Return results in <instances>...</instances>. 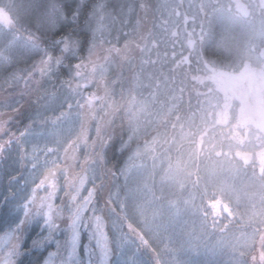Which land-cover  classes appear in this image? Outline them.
I'll return each instance as SVG.
<instances>
[{"label":"rangeland","instance_id":"rangeland-1","mask_svg":"<svg viewBox=\"0 0 264 264\" xmlns=\"http://www.w3.org/2000/svg\"><path fill=\"white\" fill-rule=\"evenodd\" d=\"M211 3L230 13L220 17L224 28L214 46L220 49L216 54L229 59L235 56L237 63H242L239 72L228 77L232 82L230 89L236 92V103L239 104L229 112L228 118L223 113L224 108L218 109V127L227 131L224 138H229L231 132L238 129V139L245 144H240L243 155L245 151L258 152L264 146V21L256 19L263 18L264 0H211ZM0 8L6 11V14L0 11V28L11 25V33L16 37L0 30V91L10 88L5 98L23 99L35 95L33 101H38L35 126L22 132L18 140L22 158L9 137L12 131L6 128L10 120L4 117V112L8 107L0 106V140L6 136L10 138V141H0V157L4 156V151L7 155L15 152V161L23 172L15 197H24V205L31 201L32 188L44 172H47L45 176L53 174L54 177L53 186L42 187L48 198L39 211L31 214L28 208L12 210L14 219L2 223L5 231L0 235V264H13L14 254L18 253L22 241L29 238L32 228L38 235L35 247L52 246L40 264H152V260L154 264H244L243 257L250 256L252 251L250 263L264 264V203L253 204L250 198L252 184L236 171V163L226 160L207 159L204 163L202 158L195 168L189 154L186 158L182 152L177 153L173 161L160 160L134 168L125 182L127 187L137 188V195L136 199L128 200L135 209L133 211L143 214L145 223L141 226L148 229L151 236L132 228L134 225L124 208L125 200L119 192L120 184L115 181L107 195L110 208L103 214L100 211L95 214L96 188L104 189L107 183L99 171L103 164L97 148L102 137L100 128L117 119L122 123L129 120L132 128L137 126L136 112L144 105L139 102L144 96L133 97L125 105L123 99L127 93L122 90L123 83H107L108 56L103 59L96 56L93 65L82 62L85 50L76 54L75 70L69 74L70 79L64 80L67 86L63 95L62 82H57L51 71L52 68L65 69V59H54L52 66L44 53L32 50L36 58L26 65L31 48L17 36V31L29 30V27L32 36L41 32L48 35L52 27L58 28L54 14L58 5L54 0H0ZM192 13L197 14V9ZM46 61L44 67L39 65ZM4 74L6 78L1 77ZM60 80L63 81L62 77ZM226 81L221 77L218 79L220 85H227ZM39 85L43 88L56 86V93L49 95L50 89L43 92ZM15 101L10 102L11 108L16 106ZM186 121L187 130L180 129L178 146L189 145L190 137L194 135L189 129L199 127L193 118ZM208 134V140L190 149L197 159L199 152L202 154L199 157L221 155L219 148L214 147L215 132ZM229 139H237L236 134ZM157 141L158 136L150 144ZM255 142L259 143L258 147L253 144ZM150 144L145 143L131 152L121 175L124 170H131L136 161L141 163L148 157ZM174 147L175 143L170 149ZM224 151L232 152L231 148ZM64 174L68 177L61 182ZM191 174L196 175L192 180ZM90 185L94 186L90 188ZM45 189L49 190L48 194ZM57 189L61 190V197L54 203ZM15 197L10 200L12 205L18 200ZM205 201L207 205L203 203ZM199 205L207 212L204 224ZM233 222L237 228L232 227ZM206 225L210 226L209 234ZM238 225L244 236H239V232L238 237L233 234L238 231ZM124 228H127L126 232ZM134 236L145 241L141 244L143 247L136 244L138 240ZM164 253L167 254L165 260Z\"/></svg>","mask_w":264,"mask_h":264},{"label":"trees","instance_id":"trees-1","mask_svg":"<svg viewBox=\"0 0 264 264\" xmlns=\"http://www.w3.org/2000/svg\"><path fill=\"white\" fill-rule=\"evenodd\" d=\"M54 2L58 5V11L54 13L55 23L59 25L58 28L55 29L54 26L53 29L52 27L50 29L52 31L48 35L41 32L32 36L33 32L30 27L29 30L24 28L23 31H17L20 40L27 43L31 48V55H29L30 58L26 65L32 64L36 58L32 50L44 53L46 60L51 61L50 65L53 64L54 59L60 57L65 59V69L62 66V71L54 70V68L51 71V74L56 77L54 79L57 82H62L60 87L62 86L64 95L67 86L64 80L70 79L69 74L75 70L76 64L73 63L76 60V54H79L78 52L85 50L86 56L84 55L85 58L82 59V62L88 61L93 65L96 64L93 63L96 62L94 61L96 56L103 59L107 55L110 62L107 67V83L118 82L121 85L123 83L122 90L127 93L123 103L128 105L129 99L131 100L133 97L136 99L139 95L144 96L139 100L144 105H141V110L136 112L138 114L137 126L132 128L129 120L122 123L117 119L115 123L106 127L105 124H102L103 126L100 128L102 137L97 148L100 151L99 157L103 164L99 171L101 178L107 183L104 189L96 188L95 204L93 205L95 214L99 211L103 214L110 208L107 195L111 191L110 186L115 181L120 184L119 192L125 200L124 208H126L127 218L134 225L132 228L135 231L139 229L146 236H151L150 231L141 226V223H145L143 214H137V211H133L135 209L132 208L128 200L129 198L136 199L137 188L127 187L128 183L125 180L135 167L156 163L160 160H165L167 163L173 161L177 153L182 152L185 153L186 158L189 154L190 159L192 158L190 160L192 165L198 163L202 158L205 160L204 163L207 159L210 161L217 158L218 160L221 159L220 161L226 160L236 163V171L243 175L245 181L252 184L250 198L253 204L255 202L259 205L264 203V155H261L264 146L259 147L261 151H245L243 155L241 151L244 150L240 144H245L238 139V129L232 131L229 136L231 138L236 134L237 139L235 141L224 138L227 137V131L223 132L218 127L220 126L217 120L218 109L224 108L223 113L228 118L229 112L239 104L236 103L238 101L236 92L230 89L232 82L228 77L238 73L237 70L241 68L242 63H237L235 56L231 59L223 57L222 54L218 56L216 53L220 49L217 50L214 47L218 43L219 37L222 36L221 32L224 28L220 17L224 13L230 14L229 12L222 7H217L216 4L213 5L211 0L208 2H204V0H54ZM196 9L197 14L192 13ZM0 11L2 14H6V11L1 8ZM261 17L264 18V15ZM263 18L256 20L264 21ZM0 30L12 38L15 37L11 33L13 31L11 25H8L7 28L1 27ZM29 31L31 35H29ZM47 61L39 65L44 67L45 64L47 65ZM130 63H134V65L131 66ZM69 70L70 72H68ZM7 73L8 71H6V75ZM60 73L62 74L59 75ZM6 75L1 77L6 78ZM60 77L63 81L60 80ZM220 77L227 80L228 84L220 85L218 82ZM39 86L42 87L43 92L50 89L49 95L56 93V86L51 88ZM9 90L10 88H4L0 91V106L8 107L4 112V117L10 120L6 128L12 131L9 137L14 147L18 148L17 153L22 158V150H20L22 148L18 147V140L22 132L35 126L38 101H33L35 95L23 99L5 98L9 95ZM14 100H17L15 101L16 106L11 108L9 104ZM215 108L216 110L213 111ZM190 118H193L199 127L189 129L191 134L194 133L192 138L190 137L192 142L190 141L189 145L180 144L178 146L176 141L179 139V131L181 128L184 129L183 132L187 130L186 120ZM199 118L206 120H199ZM222 122H224V118ZM223 127L225 128V126ZM213 131L216 134L214 147L219 148L217 150L221 153L220 157L218 155L199 157L202 154L198 151L200 155L197 154V159V156L194 157L190 149L200 146V142L202 145L203 141L208 140V133ZM10 133L8 132V134ZM206 134L208 135L206 136ZM98 135H96L97 140ZM197 135L201 138L199 139ZM157 136L159 143L158 141L155 143L156 145L151 143L153 144L151 146L150 142ZM6 138L3 140L10 141V138L7 136ZM126 142L127 144H125ZM4 143L3 146H5ZM145 143L150 144L151 156L149 153L147 158L140 161L141 163L136 161L131 170H124V174L121 175L123 166L127 164L125 162L131 152L138 146H144ZM173 143H175V147H178L170 149ZM253 144L255 147L259 146L258 142ZM186 147H188L187 150ZM227 148H231L232 152L226 153L227 151L224 150ZM16 158L13 151L8 155L4 151V156L0 157V235L5 231V228H2V223L10 218L14 219L12 215L15 216V213H12V210L28 208V213L31 214L39 211V207L48 198L46 193L42 191V187L54 185L53 174L45 176L47 172H44L40 181L32 188L31 201L34 198L33 203L29 201L24 205V197H15L17 195L16 188H18L23 174L20 164L15 161ZM196 166L198 164L195 165V168ZM194 176L196 175L191 174L190 180ZM67 177L64 174L60 181L66 180ZM92 186L94 185H90V188ZM60 187L63 188V184ZM57 190L54 203H57L61 197V190ZM45 191L48 194L49 190L45 189ZM12 196L15 197V200L18 198L15 205L10 203ZM203 203L207 205L206 201ZM199 206L201 208V221L204 224L203 218L206 217L207 212H203V206ZM232 227L237 228L235 223ZM205 228L209 234L210 226L206 225ZM211 228H213L212 225ZM124 229L126 232L127 228ZM31 230L30 235H28L29 238L22 241L18 253L14 254L13 264H40L46 254L52 250L51 245L44 249L35 247L34 243L38 235L33 228ZM233 232L237 237L239 233L241 234L239 236H244V231L240 229L239 225L238 231ZM32 235L34 238L31 239ZM134 237L138 240L136 244L139 245L140 243V247H143L141 244L145 241ZM31 240L32 244L30 243ZM252 253L250 256L243 257L244 264H251ZM166 255L164 253V260ZM153 262L152 260L151 263L154 264L155 262Z\"/></svg>","mask_w":264,"mask_h":264},{"label":"flooded vegetation","instance_id":"flooded-vegetation-1","mask_svg":"<svg viewBox=\"0 0 264 264\" xmlns=\"http://www.w3.org/2000/svg\"><path fill=\"white\" fill-rule=\"evenodd\" d=\"M59 115H60V113H59ZM57 119V118H56Z\"/></svg>","mask_w":264,"mask_h":264}]
</instances>
